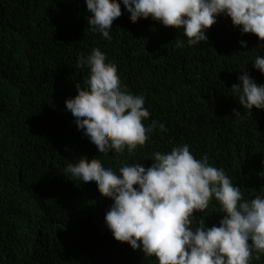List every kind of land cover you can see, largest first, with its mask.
I'll return each instance as SVG.
<instances>
[{"label": "trees", "instance_id": "16d2710c", "mask_svg": "<svg viewBox=\"0 0 264 264\" xmlns=\"http://www.w3.org/2000/svg\"><path fill=\"white\" fill-rule=\"evenodd\" d=\"M121 10L108 40L91 31L86 0H0V264H158L113 237L105 224L111 198L64 174L81 155L118 172L186 143L195 158L207 154L223 168L243 199L264 195V109L246 110L231 88L244 70L264 84L253 62L264 41L221 15L207 41L177 47L188 39L183 28L150 17L131 22ZM93 48L117 65L125 91L145 97V127L158 122L131 153L99 156L66 110L76 82L90 75L77 60ZM219 211L213 197L204 210L209 227ZM250 264H264V253Z\"/></svg>", "mask_w": 264, "mask_h": 264}, {"label": "clouds", "instance_id": "9594fccd", "mask_svg": "<svg viewBox=\"0 0 264 264\" xmlns=\"http://www.w3.org/2000/svg\"><path fill=\"white\" fill-rule=\"evenodd\" d=\"M86 5L91 31L108 40L123 5L131 22L150 17L164 26L183 28L188 39L177 40V47L207 41L208 30L221 15L230 17L242 34L254 33L264 41V0H86ZM239 43L247 49L246 40ZM253 62L264 73V56ZM77 64L89 66L90 75L76 82L78 92L66 99V110L99 156L113 150L123 153L125 148L131 153L143 145L158 123L147 128L142 123L150 116L145 97L124 90L117 65L99 48L81 56ZM238 79L231 88L239 93V103L246 110L264 109V84L247 70ZM233 113L243 118L238 108ZM153 155L150 166L124 163L118 172L104 167L98 156L81 155L67 164L64 174L96 185L111 198L105 224L113 237L145 257L155 256L158 264H250L253 253H264V195L243 199L241 187L223 168L210 164L207 154L195 158L186 143ZM213 197L223 216L209 227L204 210ZM197 212L203 215L197 217Z\"/></svg>", "mask_w": 264, "mask_h": 264}]
</instances>
